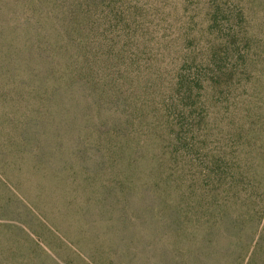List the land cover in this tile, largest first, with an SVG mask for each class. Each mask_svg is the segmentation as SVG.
Wrapping results in <instances>:
<instances>
[{
    "label": "rangeland",
    "instance_id": "374dc122",
    "mask_svg": "<svg viewBox=\"0 0 264 264\" xmlns=\"http://www.w3.org/2000/svg\"><path fill=\"white\" fill-rule=\"evenodd\" d=\"M214 4L264 37V0H0V264H264V218L235 244L181 233V175L152 132L99 113L52 49L81 24L169 86L181 24Z\"/></svg>",
    "mask_w": 264,
    "mask_h": 264
},
{
    "label": "trees",
    "instance_id": "16d2710c",
    "mask_svg": "<svg viewBox=\"0 0 264 264\" xmlns=\"http://www.w3.org/2000/svg\"><path fill=\"white\" fill-rule=\"evenodd\" d=\"M252 30V21L216 4L202 22L193 16L182 23L169 86L122 70V40L93 35V28L63 26L52 46L67 58L68 81L99 113L110 106L125 132L136 125L152 132L162 163L177 169L171 177L181 175V233L202 243L220 234L235 244L264 218L256 158L264 153V37Z\"/></svg>",
    "mask_w": 264,
    "mask_h": 264
}]
</instances>
